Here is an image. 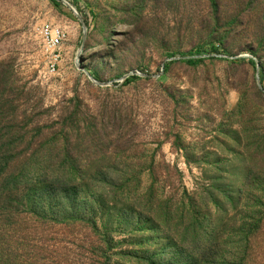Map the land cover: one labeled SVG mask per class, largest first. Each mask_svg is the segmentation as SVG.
Wrapping results in <instances>:
<instances>
[{
    "label": "rangeland",
    "instance_id": "1",
    "mask_svg": "<svg viewBox=\"0 0 264 264\" xmlns=\"http://www.w3.org/2000/svg\"><path fill=\"white\" fill-rule=\"evenodd\" d=\"M57 1L0 0V264H264V0Z\"/></svg>",
    "mask_w": 264,
    "mask_h": 264
},
{
    "label": "built area",
    "instance_id": "2",
    "mask_svg": "<svg viewBox=\"0 0 264 264\" xmlns=\"http://www.w3.org/2000/svg\"><path fill=\"white\" fill-rule=\"evenodd\" d=\"M41 37L45 40L47 46V53L50 58V63L55 70L56 66L54 65V56L60 54V49L64 43L65 32L61 28H55L50 25L42 26L40 30Z\"/></svg>",
    "mask_w": 264,
    "mask_h": 264
},
{
    "label": "trees",
    "instance_id": "3",
    "mask_svg": "<svg viewBox=\"0 0 264 264\" xmlns=\"http://www.w3.org/2000/svg\"><path fill=\"white\" fill-rule=\"evenodd\" d=\"M55 3H56V5H60V3H59V1H57V0H55ZM211 50H212V52H218V48L217 47H215V46H211ZM201 51L200 50H196L194 53H190V55L189 56H182L181 57V62H184V63H186V64H188V65H198V64H200L204 59L203 58H194L193 57V55H201ZM249 63L250 64H252V65H254V61L253 60H249ZM137 78H139L138 76H136V75H134V76H131V77H129L127 80H126V82H131V81H133V80H135V79H137ZM15 185L14 186H16L17 184V182H13Z\"/></svg>",
    "mask_w": 264,
    "mask_h": 264
},
{
    "label": "bare ground",
    "instance_id": "4",
    "mask_svg": "<svg viewBox=\"0 0 264 264\" xmlns=\"http://www.w3.org/2000/svg\"><path fill=\"white\" fill-rule=\"evenodd\" d=\"M58 55V54H57Z\"/></svg>",
    "mask_w": 264,
    "mask_h": 264
}]
</instances>
